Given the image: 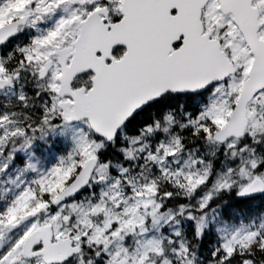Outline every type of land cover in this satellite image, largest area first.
<instances>
[{
    "label": "snow or ice",
    "instance_id": "snow-or-ice-1",
    "mask_svg": "<svg viewBox=\"0 0 264 264\" xmlns=\"http://www.w3.org/2000/svg\"><path fill=\"white\" fill-rule=\"evenodd\" d=\"M0 264H264V0H0Z\"/></svg>",
    "mask_w": 264,
    "mask_h": 264
}]
</instances>
